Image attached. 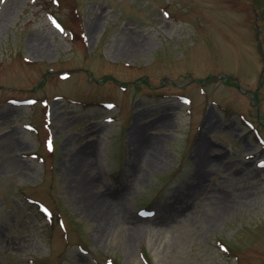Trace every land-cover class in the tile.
I'll list each match as a JSON object with an SVG mask.
<instances>
[{
	"label": "rangeland",
	"instance_id": "1",
	"mask_svg": "<svg viewBox=\"0 0 264 264\" xmlns=\"http://www.w3.org/2000/svg\"><path fill=\"white\" fill-rule=\"evenodd\" d=\"M0 264H264V0H0Z\"/></svg>",
	"mask_w": 264,
	"mask_h": 264
},
{
	"label": "bare ground",
	"instance_id": "2",
	"mask_svg": "<svg viewBox=\"0 0 264 264\" xmlns=\"http://www.w3.org/2000/svg\"><path fill=\"white\" fill-rule=\"evenodd\" d=\"M199 158L203 159L205 158L204 156H199ZM81 188H82V197L84 198L86 205L93 209V211L95 210L98 218L101 222V224L103 223L104 225L108 224L109 220L111 219L110 217V209L107 207V203L108 201L111 199L110 197L108 198V196H103V197H97L95 196L93 193H91V191L89 190V186L92 182L91 179H84L81 178ZM106 227V226H105Z\"/></svg>",
	"mask_w": 264,
	"mask_h": 264
},
{
	"label": "trees",
	"instance_id": "3",
	"mask_svg": "<svg viewBox=\"0 0 264 264\" xmlns=\"http://www.w3.org/2000/svg\"><path fill=\"white\" fill-rule=\"evenodd\" d=\"M54 2H55V3H60V2H61V0H54Z\"/></svg>",
	"mask_w": 264,
	"mask_h": 264
}]
</instances>
